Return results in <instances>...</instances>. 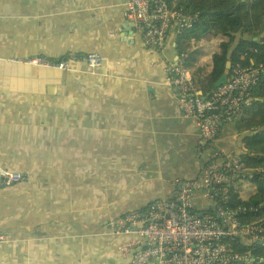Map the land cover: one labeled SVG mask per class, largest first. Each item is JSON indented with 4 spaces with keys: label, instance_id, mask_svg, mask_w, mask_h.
Here are the masks:
<instances>
[{
    "label": "crops",
    "instance_id": "crops-1",
    "mask_svg": "<svg viewBox=\"0 0 264 264\" xmlns=\"http://www.w3.org/2000/svg\"><path fill=\"white\" fill-rule=\"evenodd\" d=\"M126 2L0 0V167L24 177L0 188V264H130L138 248L113 221L245 154L239 120L201 147L166 74L176 41L146 49ZM90 53L94 72L26 62Z\"/></svg>",
    "mask_w": 264,
    "mask_h": 264
},
{
    "label": "built area",
    "instance_id": "built-area-1",
    "mask_svg": "<svg viewBox=\"0 0 264 264\" xmlns=\"http://www.w3.org/2000/svg\"><path fill=\"white\" fill-rule=\"evenodd\" d=\"M168 1L127 0L125 3L124 20L141 32L148 50L159 51L173 29L177 35L191 30L198 21V14L184 16L173 11ZM39 58L26 62L62 72L79 63L91 72L102 65V57L97 53L82 58L66 54L56 62ZM186 59V55L178 56L175 63L167 66L166 74L179 109L194 119L201 147L206 148L219 139L226 124L240 119L245 106L253 100L255 87L264 78V65L230 66L225 82L204 96L184 67ZM253 174L254 171L244 168L239 157L210 159L193 181H178L166 198L150 202L142 210L124 213L113 221L110 224L113 233L132 237L138 248L130 264H249L250 258L240 256L233 246L264 247V230L257 224L242 223L237 217L240 211L229 208L228 194L243 188ZM23 180V176L0 167V187ZM197 195L206 202L205 210L193 204ZM6 239L0 233V244Z\"/></svg>",
    "mask_w": 264,
    "mask_h": 264
},
{
    "label": "trees",
    "instance_id": "trees-1",
    "mask_svg": "<svg viewBox=\"0 0 264 264\" xmlns=\"http://www.w3.org/2000/svg\"><path fill=\"white\" fill-rule=\"evenodd\" d=\"M168 4L184 16L198 14L191 30L177 34L176 49L179 56H187L184 67L204 96L216 90L215 84L227 64L264 65V0H169ZM237 35L240 40L233 49ZM245 38L255 41L248 42ZM76 55L82 58L86 54ZM236 129L239 134H247L241 160L244 168L254 174L245 182L250 194L245 196L244 188L229 192V208L237 210L241 206L244 212L238 213V219L245 224L255 223L264 230V78L255 87L253 100L245 106ZM233 247L240 256L253 260V264H264V247L240 244Z\"/></svg>",
    "mask_w": 264,
    "mask_h": 264
},
{
    "label": "rangeland",
    "instance_id": "rangeland-1",
    "mask_svg": "<svg viewBox=\"0 0 264 264\" xmlns=\"http://www.w3.org/2000/svg\"><path fill=\"white\" fill-rule=\"evenodd\" d=\"M238 120H236L235 121V123L237 122ZM24 181V180H23ZM22 181V182H23ZM19 183H21V182H17V184H19ZM17 184H14V185H11V186H5V187H0V188H9V187H12V186H15V185H17ZM244 195L246 196V195H248V194H250L251 192V189L247 186V185H244ZM200 196V198L198 199V197H194L193 198V204L194 205H196L199 209H203L205 206H206V202L204 201V199H203V197L201 196V195H199ZM210 208H212V207H210ZM238 211H240V212H244V210H243V208L240 206V208H238L237 209ZM238 216V215H237ZM252 225H255V223H252ZM249 255V254H248ZM250 263L249 264H253V262H252V260H250L249 261Z\"/></svg>",
    "mask_w": 264,
    "mask_h": 264
},
{
    "label": "water",
    "instance_id": "water-1",
    "mask_svg": "<svg viewBox=\"0 0 264 264\" xmlns=\"http://www.w3.org/2000/svg\"><path fill=\"white\" fill-rule=\"evenodd\" d=\"M130 27H133V25L132 24H128ZM171 41L173 42L174 40L176 41V39H177V35H176V31H175V29H173L172 30V32H171ZM246 41H248V42H251V41H255V40H252V39H249V38H246L245 39ZM229 71H230V65L229 64H227L226 65V71L224 72V74L220 77V79L217 81V83L215 84V87L216 88H218L219 86H221L224 82H225V80L227 79V77H228V74H229ZM263 207H264V205H263ZM211 210L213 211L214 209L213 208H211Z\"/></svg>",
    "mask_w": 264,
    "mask_h": 264
}]
</instances>
